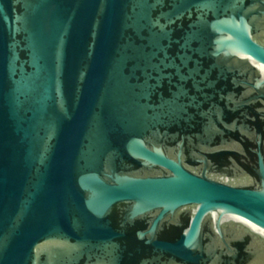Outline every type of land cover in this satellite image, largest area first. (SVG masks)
<instances>
[{
  "label": "water",
  "instance_id": "95a60500",
  "mask_svg": "<svg viewBox=\"0 0 264 264\" xmlns=\"http://www.w3.org/2000/svg\"><path fill=\"white\" fill-rule=\"evenodd\" d=\"M0 264H264V0H0Z\"/></svg>",
  "mask_w": 264,
  "mask_h": 264
}]
</instances>
